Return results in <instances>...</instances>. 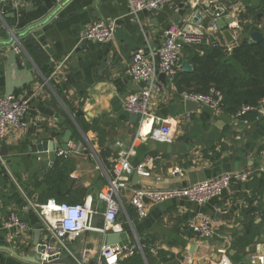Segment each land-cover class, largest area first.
Instances as JSON below:
<instances>
[{"label": "crops", "instance_id": "obj_1", "mask_svg": "<svg viewBox=\"0 0 264 264\" xmlns=\"http://www.w3.org/2000/svg\"><path fill=\"white\" fill-rule=\"evenodd\" d=\"M195 17L205 25L215 20L219 31L206 37L229 49L243 38L249 40L248 32L237 34L236 24L264 30V0H172L136 15L129 12L127 0L0 1V51L3 42L17 35L22 46L17 66L32 74L30 82L12 93L27 101L22 125L9 128L0 139V264H25L19 256L31 255L33 242L44 237L40 217L21 189L39 204L79 203L91 197L97 212L90 224L100 227L104 203L97 195L112 177V161L129 149L132 165L153 157L150 174L137 175L138 180L132 175L131 186L168 189L223 172L252 174L203 205L185 198L147 203L148 214L142 219L129 202V190L122 192L118 222L133 247L119 264H214L223 248L230 264H253V257L264 256V113L237 118L209 104L187 110L175 84L166 79L153 92L142 119L131 123V113L124 108L125 99L143 86L128 74L132 52L149 55L160 47L170 24ZM97 18L115 24L113 38L86 40L79 48L82 34ZM225 29L233 35L230 45L222 35ZM209 44L184 47L180 64L187 59L193 68L190 57ZM6 61L7 53L1 51L0 95L5 91ZM179 73L190 74L181 66ZM10 78L15 80L17 72L11 71ZM166 118L172 123L169 140L151 137L148 133ZM66 129L71 131L69 143L84 149L57 156ZM176 167L181 173L172 175ZM9 212L22 219L26 229L7 227ZM195 213L211 218L215 235L199 238L188 229L186 221ZM104 243L102 233L87 230L63 244L51 240V249L73 264H97Z\"/></svg>", "mask_w": 264, "mask_h": 264}, {"label": "built area", "instance_id": "obj_2", "mask_svg": "<svg viewBox=\"0 0 264 264\" xmlns=\"http://www.w3.org/2000/svg\"><path fill=\"white\" fill-rule=\"evenodd\" d=\"M5 1V0H0ZM172 0H127L129 12L136 15L143 10H153L165 5ZM192 24L196 31H186L184 26ZM241 25H235V31L240 35ZM219 26L215 20L205 25L203 19L195 17L193 19H184L180 23L170 24L163 33V40L154 52L149 55L142 50H135L130 55L128 64V74L134 83H142L143 86L137 93L129 95L124 101V108L131 114H139L142 119L146 112L150 98L160 83L159 74L164 73L165 79L172 84L175 76L180 70V60L183 49L186 46L200 45L204 41L208 44L210 40L207 35L216 34ZM115 34V24L105 22L97 18L94 19L84 31L86 40L98 42H108ZM63 63V62H62ZM62 63L56 68L60 69ZM184 100L195 101L198 104H209L215 108H220L219 104L222 94L219 91L210 89L209 93H198L184 91L180 93ZM27 101L18 99L12 95H0V139H2L9 128L22 125V117L26 111ZM264 109V97H261L255 105H242L235 113V117L243 118L250 112H259ZM172 132V123L166 118L159 122L158 128H153L150 136L155 139L169 140ZM68 150L58 149L57 156H66L69 153H80L84 147L79 144L69 143ZM128 150L122 156L112 161V177L108 179L104 190L97 195L98 200L104 203L102 212V225L93 227L90 224L91 217L97 212L92 206L91 197L79 203L55 202L49 200L44 204L31 201L22 191V195L27 204L32 207L40 217V223L44 237L50 240L46 245V253L60 254L52 252L51 240L63 244L64 241L74 239L87 230H95L104 236L107 233H118L122 231L121 224L118 222V216L121 212V193L129 190V202L135 209L137 216L142 219L148 214L147 203H162L168 199H187L197 205H203L210 199L220 195L232 183L245 182L252 174V171H231L223 172L219 175L200 182L193 183L185 187H173L168 189H154L143 186H131L130 177L136 174L140 177L148 176L152 166L153 157L146 156L140 163L132 165ZM264 154V148L262 150ZM2 166L6 175L15 182V179L7 166L2 161ZM173 174L181 173V169L174 168L170 172ZM7 227H14L21 230L26 229V223L20 219L14 212L7 213ZM186 226L199 238H206L215 235V224L211 218L203 213H195L186 221ZM44 242V241H43ZM131 253V250L121 248L118 245H101L100 258L97 264H119L124 253ZM220 257L214 264H230L229 257L226 255V249H219ZM253 264H264V256L259 254L253 257Z\"/></svg>", "mask_w": 264, "mask_h": 264}, {"label": "trees", "instance_id": "obj_3", "mask_svg": "<svg viewBox=\"0 0 264 264\" xmlns=\"http://www.w3.org/2000/svg\"><path fill=\"white\" fill-rule=\"evenodd\" d=\"M240 25V34L257 30L264 36L262 28ZM192 55L193 72L179 73L174 78L177 92L209 93L212 88L222 94L219 107L233 114L242 105H255L264 97V38L257 42L243 38L229 49L215 41L201 54Z\"/></svg>", "mask_w": 264, "mask_h": 264}, {"label": "water", "instance_id": "obj_4", "mask_svg": "<svg viewBox=\"0 0 264 264\" xmlns=\"http://www.w3.org/2000/svg\"><path fill=\"white\" fill-rule=\"evenodd\" d=\"M194 21V19H193ZM184 29L186 31H196L195 27L192 24H186L184 26ZM222 35L225 39V42L227 45H230L233 41V35L230 32V30L225 29L222 31ZM264 38L263 34L260 31H252L249 35V41L257 42ZM86 42V39L84 38V33L82 34V40L80 43L81 48L84 43ZM3 49L1 51H5L7 53V61H6V80H5V91L4 96H10L13 93V90L15 87H21L24 83H28L32 80V74L31 70H28L26 67H22L21 69L18 68V62H17V54L22 49V46L20 42L18 41L17 35H13L11 40L8 42H3ZM0 51V52H1ZM17 72V78L11 79L10 74L11 71ZM181 70L183 72H192L193 68L192 65L189 63L187 59H184L181 63ZM23 77L20 79L19 77ZM159 80L161 83H165V75L164 73L159 74ZM161 84L158 83V87ZM198 103L195 101L185 100V105L188 108L187 110H190L191 107L194 105L196 106ZM264 113V109L261 111ZM78 115L81 114V111H78ZM139 114H130V121L131 123H135L139 119ZM71 131L69 129H66L63 134V139L61 143V149L68 150V142L70 140ZM44 145V144H43ZM56 147H49L50 150L55 149ZM139 177L136 174H133V180H138ZM204 178L201 177V180ZM70 182V179H68L67 183ZM95 219L94 216L91 217V222ZM106 244L108 245H118L121 248H125L128 250H131L133 245L129 241L128 235L126 231H121L118 233H107L105 235ZM44 241V242H43ZM50 240L48 238L42 239L41 241L37 238L36 241L33 242V251L31 255H24L22 257L19 256V259L25 264H73L71 263L67 258L60 257L59 254H51L48 252L47 257H43L46 253V243L49 244Z\"/></svg>", "mask_w": 264, "mask_h": 264}]
</instances>
